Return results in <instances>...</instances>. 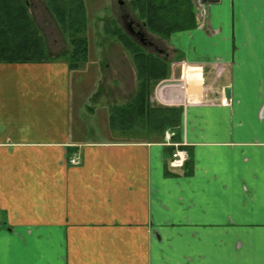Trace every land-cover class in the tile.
Returning <instances> with one entry per match:
<instances>
[{"label":"crops","instance_id":"1","mask_svg":"<svg viewBox=\"0 0 264 264\" xmlns=\"http://www.w3.org/2000/svg\"><path fill=\"white\" fill-rule=\"evenodd\" d=\"M193 9L150 96L182 108L179 168L161 140L84 138L66 59L0 62V264H264V0Z\"/></svg>","mask_w":264,"mask_h":264},{"label":"trees","instance_id":"2","mask_svg":"<svg viewBox=\"0 0 264 264\" xmlns=\"http://www.w3.org/2000/svg\"><path fill=\"white\" fill-rule=\"evenodd\" d=\"M43 1L61 33L71 43L72 48L64 57L69 69H76L82 61L87 60L88 54L85 1ZM129 6L131 12L135 10L136 16L133 17L128 12L123 17L138 25L140 36L144 40L150 39L146 35L148 32L168 39L176 31L197 26L193 0H129ZM29 7V0H0V62H41L52 59L44 35ZM104 28L108 35L115 37L131 54L137 79L131 99L123 104L110 106V127L113 128L119 122L121 126L126 124L122 126L120 133L137 127L136 131L143 129L146 134L160 136L159 139L164 130L169 128L173 133L172 140L180 141L182 108L150 103L156 84L170 75V63L164 57L166 53L163 48L154 44L152 48L156 51H149L146 43L137 41L124 25L120 26L114 20L105 24ZM171 150H174L173 146Z\"/></svg>","mask_w":264,"mask_h":264},{"label":"rangeland","instance_id":"3","mask_svg":"<svg viewBox=\"0 0 264 264\" xmlns=\"http://www.w3.org/2000/svg\"><path fill=\"white\" fill-rule=\"evenodd\" d=\"M84 1L87 15V29L85 34L88 41V54L86 56L87 60L82 61L76 69H70L72 71V85H76L75 91L74 89L72 90V103L75 100L76 96L74 95L77 93L76 91L79 93L78 100L75 104L76 106H73L71 109V115H73L71 117V123L74 126V116L77 119L78 114L80 124L85 123V126H87L86 131L82 133L84 135L83 137L88 140L111 138L134 142L161 140L167 143L165 135L167 131L170 132L169 128L164 130L163 136L159 139L160 136L157 137L150 133L146 134L143 129L136 131L138 130L137 127L134 130L123 132L125 134L120 133L126 124H122V127L119 122L113 128L110 127L108 121V110L110 106L129 101L135 92L137 79L133 60L129 52L127 54L130 58L127 61L125 60L126 58L121 61L118 59L117 52L111 53L107 51L110 49L108 47L111 44H116L120 48L122 45L115 37L105 32L104 26L107 23L110 24L111 20H114L117 24L120 26L124 25L129 30L123 15L129 12L135 17L136 12L135 10L131 12L129 0ZM29 2L31 14L44 35L50 56L52 58L60 56V58L66 59L64 55L72 48L67 36L61 33L56 21L45 8L43 0H29ZM146 35L152 39V42L158 48H163L167 52V39L151 32H148ZM137 41L141 42L138 38ZM147 49L149 51L156 50L152 47H148ZM165 59L167 60V58ZM112 60L115 61L113 62ZM197 71L199 73L198 69ZM150 103L162 105L151 101Z\"/></svg>","mask_w":264,"mask_h":264},{"label":"built area","instance_id":"4","mask_svg":"<svg viewBox=\"0 0 264 264\" xmlns=\"http://www.w3.org/2000/svg\"><path fill=\"white\" fill-rule=\"evenodd\" d=\"M173 136L172 132H166L165 138L167 139V144L174 147L173 152L171 153L168 165L171 168H179L182 167L185 161L188 159V152L181 145L183 143L172 142L171 138ZM70 163H77V161L71 157L69 158Z\"/></svg>","mask_w":264,"mask_h":264},{"label":"flooded vegetation","instance_id":"5","mask_svg":"<svg viewBox=\"0 0 264 264\" xmlns=\"http://www.w3.org/2000/svg\"><path fill=\"white\" fill-rule=\"evenodd\" d=\"M123 18H124L125 23L128 25L129 29L134 30L133 35L136 39L138 38L140 41H142V43H146V45L149 47H154V43L150 39L144 40L143 39L144 37L140 36L139 28L136 23L134 25V23H130L128 20H126L125 17Z\"/></svg>","mask_w":264,"mask_h":264},{"label":"bare ground","instance_id":"6","mask_svg":"<svg viewBox=\"0 0 264 264\" xmlns=\"http://www.w3.org/2000/svg\"><path fill=\"white\" fill-rule=\"evenodd\" d=\"M189 67H190V65H189ZM194 67V66H193ZM186 69H185V75H184V77L187 79L188 78V80H190L189 78H192L193 76V79H195L196 77L199 79V76H200V73H198V71L197 70H192V69H190V68H187V67H185ZM184 71V70H183ZM201 79V78H200ZM191 82V81H190ZM196 83V82H195ZM190 85V84H189ZM197 85V84H196ZM187 86V85H186ZM181 89V88H180ZM186 89V88H185ZM185 95V94H184ZM194 98V97H193ZM200 102V101H199ZM172 103V102H171ZM183 103V102H182Z\"/></svg>","mask_w":264,"mask_h":264},{"label":"water","instance_id":"7","mask_svg":"<svg viewBox=\"0 0 264 264\" xmlns=\"http://www.w3.org/2000/svg\"><path fill=\"white\" fill-rule=\"evenodd\" d=\"M128 31H129V33H130L131 35H133V32H134L133 29H129ZM230 91H231V89H230L229 86H226V87L224 88V97H225L226 100H229L230 97H231V92H230Z\"/></svg>","mask_w":264,"mask_h":264}]
</instances>
